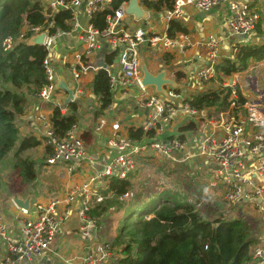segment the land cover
Listing matches in <instances>:
<instances>
[{
    "label": "built area",
    "instance_id": "built-area-1",
    "mask_svg": "<svg viewBox=\"0 0 264 264\" xmlns=\"http://www.w3.org/2000/svg\"><path fill=\"white\" fill-rule=\"evenodd\" d=\"M39 1L46 17L44 25L33 28L26 26L24 27L26 32L22 31L19 36V39H23L27 32H30L31 35L26 38L28 42L31 36L44 34L41 46L46 50L43 59L46 82L36 93L37 98L66 113V106L58 97L59 89L56 86L58 72L69 73L73 80L80 81L87 76L93 77L98 70L103 69L107 72L109 88L113 95L117 93L132 95L134 103L145 109V120L141 125L143 135L131 137L127 133H122L120 123L117 120L113 121L112 132L107 136L105 144L109 148H114L116 153L109 157L99 170L89 173L79 183L71 182L64 197H54L45 203L35 202L28 211L23 210L30 215L20 219L18 239L8 235L6 225L0 219V240L6 243V254L2 264H19L33 260L49 250L68 220L71 206L75 201L79 202L77 230L82 236L89 238L87 245L83 246L79 264H111L115 256L113 248L103 239L105 235L103 236L100 230L104 224L91 213V208L94 204L114 195L111 191L106 193L103 191L111 177L130 181L129 189L121 198L126 205L133 202L136 196L143 194L148 188L146 184L148 170L151 161L154 160L185 162L195 156L203 157L211 164L206 185L208 189L221 186L223 198L229 203L254 200V206H258L257 203L260 202L264 207V121L255 120L250 113L249 117H246L244 113L238 112L241 108L246 109L247 104L239 106L237 103V82L217 71L216 68L222 61L220 50L222 38L210 33L202 41L201 45L207 50V59L196 72V79L203 84L214 77H224L225 80L221 83L223 87L230 89L228 111H237L230 112L228 119L210 120L209 126L215 125L217 131L207 132L203 136L197 145L196 154L186 152L188 142L181 138V135H165L166 125L175 115L183 114L190 117L203 115V110L195 109L189 103L195 94L187 96L171 84L165 85V95L155 90L150 92L148 90L150 86H143L141 83L140 56V47L143 44L164 51L187 48L189 44L187 34L171 35L168 30L170 21L181 18L187 7L206 12L215 5L226 2L229 8L226 20L228 35L248 36L254 32L262 19L260 3L263 0H174L171 8L163 10L164 28L151 32L141 26L130 28L126 25L125 18L128 15L125 9L128 0L122 1L113 12L107 14L106 25L102 29L96 27L91 18L96 11L109 6L112 0ZM80 7L86 19L85 24H81L78 19ZM66 10L70 11L71 16L66 20L68 27L62 28L56 24L55 16ZM75 32L78 45L71 51V57L62 65L63 60L58 62L53 57L54 46L62 37ZM5 40L10 41L9 38ZM229 50L228 58L235 60L239 50L238 44H233ZM115 53L118 55L120 66L118 77L110 72L106 57L107 55L113 57ZM101 57L106 62L104 68L97 63ZM252 107L254 106L247 107L246 111ZM36 119L44 129V145L51 147L46 159L47 164L60 167L70 176L76 175L77 172L82 174L83 162L93 159L85 150L82 135L85 125L75 122L66 129L64 136L59 138L53 130L49 115L39 112ZM85 124L87 127L90 125L88 120ZM177 153L183 154L175 158ZM255 178H260V181L256 183ZM150 217L151 215L145 216L146 219ZM245 218L249 219L247 216ZM253 258L257 264H264V245H257L253 249Z\"/></svg>",
    "mask_w": 264,
    "mask_h": 264
},
{
    "label": "trees",
    "instance_id": "trees-1",
    "mask_svg": "<svg viewBox=\"0 0 264 264\" xmlns=\"http://www.w3.org/2000/svg\"><path fill=\"white\" fill-rule=\"evenodd\" d=\"M125 0H112L109 6L96 11L91 21L100 29L106 25L107 14L113 12ZM174 0H139V3L152 12H161L171 8ZM39 0H0V162L11 155V166L20 183L27 187L36 178L37 166L48 165L47 156L51 147L45 146L41 164H37L23 152L38 147L43 138L33 135H21L18 119L25 114L28 98L35 96L45 84L46 75L43 59L46 54L44 46L29 44L25 38L19 39L24 27L44 25L46 17ZM70 11H61L55 16V22L67 28L66 20ZM169 33L186 32L179 21H170ZM9 38L11 46L6 49L5 39ZM235 60L223 58L217 71L224 77L246 70L251 62L264 60V42L259 44L239 45ZM110 62L112 56L107 55ZM109 78L103 69L98 70L92 81L93 93L98 97L102 112L111 103L113 93L109 88ZM237 103L242 106L247 99L237 87ZM230 89L220 86L195 94L189 100L195 109L214 108L217 112L228 109ZM78 103L67 104V112L49 106V119L55 134L62 138L66 129L77 122ZM183 128H191L187 124ZM131 137H141V127H129ZM150 133V132H149ZM152 133V132H151ZM150 133V134H151ZM183 138V136H181ZM130 187L129 180L111 177L104 193L111 191L114 195L91 208L97 217L116 211L123 205L122 194ZM160 196L144 202L136 218L126 213L120 230L112 240L111 247L119 255L115 264H252L253 249L258 245L254 237L255 229L249 224L250 219L221 216L213 219L204 217L189 202L172 203ZM146 215H152L146 219ZM253 230L252 233L250 229ZM251 233V234H250ZM119 245L120 247H117ZM118 248V249H117ZM256 263V260H255Z\"/></svg>",
    "mask_w": 264,
    "mask_h": 264
},
{
    "label": "crops",
    "instance_id": "crops-1",
    "mask_svg": "<svg viewBox=\"0 0 264 264\" xmlns=\"http://www.w3.org/2000/svg\"><path fill=\"white\" fill-rule=\"evenodd\" d=\"M141 6L146 11H151L146 9L143 5ZM260 7L262 17V12L264 10V0L260 3ZM163 14L164 11L157 13L152 12V15L148 18L136 21V26H141L149 32L153 30L161 31L164 28ZM228 16L229 8L226 2L219 3L206 12L199 11L194 7H187L184 10V15L179 19H175L176 21H179L180 24L187 29V31L176 32V34H174L177 35L179 33H185L188 35L189 44L187 48L184 50L175 48L169 51H164L161 48H154L148 46L147 44H143L140 47V56L142 61L146 63L148 69L153 73H156L161 69H165L166 76L174 80L176 82V88L181 93L187 96L196 94L198 92L207 91V89H210V87L212 89L220 87L222 85L221 81L225 80L224 77H214L210 81H207L203 84H200L196 79V72L206 63L207 59V50L204 48V46L201 45L205 37L208 34L212 33L222 38V42L220 43V50L222 54L221 60H223V58L225 57L228 58L230 51L229 48L233 44H238L239 46L247 44H259L261 42H264V24H262V30H258V33H255V29L254 32L248 36H229V29L226 23ZM78 19L81 24H85L86 19L81 7L79 8ZM134 22L135 20L132 16H127L125 18V23L130 28H133L132 25ZM76 37L77 34L75 32L71 35L62 37L56 42L54 46L53 57L58 62H61L63 60L62 65L65 60H68L71 57V51L78 45V43L76 42ZM262 61L251 62L250 66L242 72L252 69L257 64H262ZM151 62H156L155 64L157 65V71H153L149 68L148 65ZM60 69H62V66H60ZM242 72L233 73L230 76V79L233 78L236 81V76ZM59 73L63 74L68 86H74L75 97H73V100H71L70 102L75 101L78 103V105L80 103H83L85 106V113L83 111H80L79 113L77 112V116L80 115V121L77 122L85 125V131L82 134L85 142L89 141L93 143L97 138H99V143L102 142L103 145L100 146L99 149H97L92 146V143H88V147H86L85 150L87 149L86 153L92 156L93 159L92 161L85 160L83 162L82 174H79V172H77L76 175L70 176L58 166L48 167L46 164L41 165V167L37 166V175L35 180L27 187H25V191L16 193L18 196L24 198L30 192H37V196H34L31 200V206H33L35 202L40 201L45 203L54 197H64L68 191V188L70 187L71 182H81L89 173L99 170L101 165L106 160H108L109 157L116 153V150L114 148H109V146H107L104 142L105 138H107V136L112 132L111 124L113 121L117 120L120 123V130L122 133L129 134V127H141L143 121L145 120V109L140 108L134 103V98L132 97V95H123L120 93L113 95L110 106L105 108L97 115L96 112L99 108V101L98 97L93 93L91 85L94 76H87L82 78L80 81H75L70 77L69 80L66 75L67 73L59 71L58 75ZM250 78H253V83L250 86L256 89V78ZM148 90L150 92H154V88L152 86L148 87ZM261 91L263 92L261 94H258L257 96L261 97V101H263L264 90ZM86 92L91 93V97L95 99V102H98L96 110H93L91 108V104L88 102V98H86V100H84L83 102H80ZM241 93L247 99V101L245 102L247 104V106L245 105L246 109L247 107L251 106L252 103H256V97H252L251 91L241 90ZM66 95L67 93L63 89L58 90V97L62 101ZM50 105L51 104L49 102H43L38 99L36 95L29 97L26 112L25 114L20 116L17 121L20 128V134H29L35 136L36 138H43L44 129L37 121L36 115L39 112L50 115ZM65 106H67V104H65ZM114 106H117V111H114V117H110V114L112 112L111 109ZM246 109L241 108L240 110H238V112L244 113ZM262 109L264 110V105L262 106ZM89 111H93L96 115H94L93 112ZM236 111L237 110L228 111L227 109L222 112H217L214 108H210V110L203 109V115H199L198 117L197 115L190 117L183 114H177L169 123H167L165 128V135L183 136V138L188 142V148L186 149V152L190 154H196L197 145L202 140L203 136H205L207 132L213 133L217 131V127L215 125H213L212 127L209 126L210 120L217 119V121H220L223 119H228L230 117L229 113H234ZM85 114L88 115L85 116ZM89 115L93 116L90 117ZM262 115L264 116V113ZM91 118H93V120ZM87 120L88 122H90V120H95V122L97 123L96 129L94 130L95 132L99 133L98 137H94L90 132L93 129L91 128V124L88 127L86 126L85 122ZM197 123L200 124L201 131L193 133V130L196 128ZM187 124L191 125V128H183V126ZM45 146L46 145L42 143L38 147H35L36 151H38V155L35 156L36 158L40 157V159L42 160L44 156ZM24 152L22 153L23 156L31 157L30 155H24ZM182 154L183 153H177L175 155V158L181 157ZM35 157L31 158L35 160ZM191 160L193 161V163L189 164V161ZM210 166L211 164L209 161H207L203 157L198 156L192 157V159H188L185 162H176L172 160L164 162L156 160L151 161V166L148 170L149 177L146 181L148 188L144 191L143 196H136V199L134 201L138 200V202L133 205H142L144 202L152 200L156 197L155 195H149L152 187L156 183L158 186L160 185V182L157 181V172L164 176V172H167V170H169V168L171 167H181L180 169L185 168V170L188 172V178L183 181H187L189 179V176H192L190 184L191 189L195 186L193 188L194 195L200 193L202 190L205 193L203 195H197V198L195 196L189 197V201L187 202L193 205L196 204L195 207L197 211L204 217L210 219L218 217L219 215L236 217L239 219H247L245 218V216H247L251 220L253 228L256 230L254 233V237L258 240V245H264V207L262 206V204L259 202L257 203L258 206H254V200H240L237 202L229 203L223 198V189L221 186H219L218 188L208 189L204 184L206 176L208 177L209 175ZM165 178H169L170 180V175ZM161 181L163 184V179H161ZM160 190L162 189L160 188ZM41 197L42 199L38 200V198ZM5 198L7 200L0 197V219L6 225L7 233L9 232L8 235L14 239H18L19 236H16L17 233L19 235L18 227L20 224V219L25 218L30 214L24 212L23 209H19L18 207H16L12 202L9 194L8 197ZM198 202L200 203V205H197ZM78 208L79 202L75 201L71 206V213L68 220L62 226L60 233L58 234L55 242L51 245L49 250L45 251L38 258L23 261L19 264H79L83 255V246L87 245L89 238L82 236L77 230ZM111 211L114 212V210H112L111 208L108 210V213H110ZM107 215L108 214H106V216ZM106 216L98 217L104 224L102 225V229L100 230V232L103 236L106 235L107 240L109 239L111 241L113 240V237L109 236V232L106 233V228L108 226V221H106L108 216ZM114 254L115 256L113 261H111V264H115L117 258L119 257L117 253L114 252ZM2 262V256H0V264H2ZM252 264L257 263H255V260H253Z\"/></svg>",
    "mask_w": 264,
    "mask_h": 264
},
{
    "label": "rangeland",
    "instance_id": "rangeland-1",
    "mask_svg": "<svg viewBox=\"0 0 264 264\" xmlns=\"http://www.w3.org/2000/svg\"><path fill=\"white\" fill-rule=\"evenodd\" d=\"M261 20L262 21H260L256 26V32L255 33H258V30H260V31L262 30L261 29L262 24H264V10L262 12V19ZM23 31L26 32L25 28L23 29ZM4 43L6 44V49H8L10 47V45L12 44L8 40H5ZM108 51H111V50L108 49ZM155 63L156 62H153V63L151 62L148 65L149 68L153 71H157V65ZM108 67H109L110 72L113 75H115L116 77H118L119 72H120V66H119V61H118V55L116 53L111 58V61L108 63ZM66 75H67V78H69V77L71 78L69 73H67ZM250 77L256 78V86H255L256 89L252 88L250 86L253 83V78H250ZM70 78H69V80H70ZM236 82L238 84V88L240 89V91L241 90L251 91L252 97H256V99H255L256 103H252V105H251L254 107L250 108L248 110V112L244 111V115L246 117H249V115L252 114V117L255 120L257 119V120L263 121L264 116L262 114L264 113L263 112L264 110L262 109V106L264 105V102H263L264 96H263V101H261L262 100L261 97H259L257 95L261 94L263 92L261 90H264V61H262V64H257L252 69H249V70L242 72L239 75H237L236 76ZM210 89H212V88L210 87ZM207 90H209V89H207ZM198 93H200V92H198ZM86 98H88V102L91 104V108L93 110H96L98 102H95V99L91 97V93L86 92L85 95L80 100V102H83L84 100H86ZM253 100H254V98H253ZM117 106H120V105H117ZM117 106H114L111 109L112 112L110 114V117H114V111H117ZM84 108H85L84 104L80 103L77 106V112L78 113L80 111L84 112ZM89 112H93V111H89ZM88 114H90V113H88ZM88 114H85V116H87ZM93 114H94V112H93ZM94 115H96V114H94ZM79 116L80 115H78L77 121H80ZM89 116L92 117L93 115H89ZM91 119L93 120V118H91ZM92 120H90V122H89L91 124V128H93L90 132L92 133V135L94 137H98L99 133L95 132V130H94V129H96L97 123L95 122V120L94 121H92ZM199 131H201V126H200V124L197 123L196 128L193 130V133H196ZM106 139L107 138H105V140ZM105 140H104V142H105ZM88 143H92V142H89V141L84 142L85 148L88 147ZM102 145H103L102 142L99 143V138H97L96 141L92 143V146H94V148H97V149H99V147ZM11 155L12 154H9V156L5 160L0 162V197H2L4 199H6L5 197H8L9 193H20V192L25 191L24 190L25 187L20 183L19 179L16 177L15 170L11 166V163H12L11 162V158H12ZM24 155H30L33 158V157L38 155V151H36V149L33 148V149H30V150L24 152ZM35 161L37 164H41L40 157H37L35 159ZM192 163H193L192 160L189 161V164H192ZM47 166L53 167L52 165H47ZM180 168L181 167H171V168H169V170H167V172H164V176H162L159 172H157L158 173V180L157 181L160 182V185L158 186L156 183L152 187V190H151L149 196L155 195L156 197H158V196H160L161 193H163L162 197L163 198L167 197L168 200L172 203H184V202L189 201V197L195 196L197 198V195H200V194L203 195L204 194L203 190L200 193L194 195L193 188L195 186L191 189V184H190V181L192 180V176H189V179L187 181H183V180L188 178L187 177L188 172L185 170V168H183V169H180ZM168 175H170V180H169V178L168 179L165 178ZM161 179H163V182H164L163 184H162ZM208 179L209 178L206 176L204 185L208 184ZM254 181L256 183H258L260 181V178H255ZM196 186H200V185H196ZM160 188L162 190H160ZM188 190H189V192H188ZM143 195L144 194H141L139 196H143ZM40 199H42V197L38 198V200H40ZM137 202H138V200L131 202L129 205H126L125 201L123 200V205H122L121 209H118L114 212L111 211L110 213H108V215H107L108 218L106 220V221H108L106 233L109 232V236L113 237V241H114L115 236H117V234L120 230L121 222H122V219L125 216V214L131 213V215H132L131 219L136 218L137 215L139 214L141 206L133 205ZM106 217H105V219H106ZM251 223L252 222L249 221V224L252 226ZM252 231L253 230L250 229L251 233H252ZM8 234H9V232H8ZM18 236L19 235L17 233L16 237H18ZM112 237H110V238H112ZM19 238H20V236H19ZM103 239L107 240L106 235H105V237H103ZM108 242L111 244L112 240L111 241L109 240ZM117 247H120V246L117 245ZM5 254H6V243L3 240H0V256H2V259L5 256Z\"/></svg>",
    "mask_w": 264,
    "mask_h": 264
},
{
    "label": "water",
    "instance_id": "water-1",
    "mask_svg": "<svg viewBox=\"0 0 264 264\" xmlns=\"http://www.w3.org/2000/svg\"><path fill=\"white\" fill-rule=\"evenodd\" d=\"M125 13L128 16H132L135 22L133 23V27L136 26V21L140 19H146L152 15V11H146L139 3V0H128ZM44 38V34H38L35 36H31L28 40L29 44L33 45H42ZM98 65L104 68L106 66V62L101 57L98 60ZM141 70H142V78L141 83L143 86H153L154 90L157 92H162L164 95L166 94V90L164 89L166 84H171L174 88H176V82L166 76L165 69H161L160 71L153 73L151 72L145 62H141ZM57 89H63L67 95L63 99L64 104H68L74 97V86H68L65 80V77L62 73H59L57 83ZM12 202L19 209H23L28 211L31 207L32 198L37 196V192H30L26 197L22 198L18 196L16 193H9Z\"/></svg>",
    "mask_w": 264,
    "mask_h": 264
}]
</instances>
